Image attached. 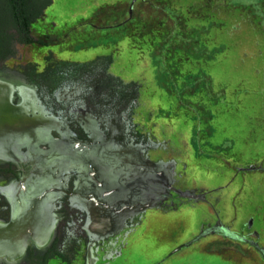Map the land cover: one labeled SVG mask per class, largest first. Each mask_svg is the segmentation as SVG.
I'll list each match as a JSON object with an SVG mask.
<instances>
[{
    "label": "rangeland",
    "instance_id": "rangeland-1",
    "mask_svg": "<svg viewBox=\"0 0 264 264\" xmlns=\"http://www.w3.org/2000/svg\"><path fill=\"white\" fill-rule=\"evenodd\" d=\"M33 32L44 45L17 44L0 70L35 88L47 115L49 92L46 105L26 72L51 55L65 68L52 92L60 115L71 108L72 119L116 128L149 160L173 164L172 185L208 193L197 201L166 192L165 203L140 211L158 209L150 229L100 254L115 249L111 264H264V0H53ZM107 54V71L137 94L98 121L80 98L98 89L75 80V69ZM219 220L230 234L205 233ZM82 255L68 264H85Z\"/></svg>",
    "mask_w": 264,
    "mask_h": 264
},
{
    "label": "flooded vegetation",
    "instance_id": "flooded-vegetation-1",
    "mask_svg": "<svg viewBox=\"0 0 264 264\" xmlns=\"http://www.w3.org/2000/svg\"><path fill=\"white\" fill-rule=\"evenodd\" d=\"M17 44L24 43L15 40L9 48L15 50ZM13 55L9 54L3 63ZM5 73L0 72V75L10 81ZM99 75L95 81L105 89L97 85V94L88 91L80 98L98 121H104L109 113L118 110L121 101L135 99L137 92H132L131 88L118 87L115 90L105 87L103 75ZM15 83L19 82L15 80ZM52 92H49L51 115L36 105L35 98V106L39 109L28 108V111L30 116L50 118L58 134L55 139L67 143V150L59 153L67 152V157L44 158L39 161L45 163H33L37 159L18 156L7 130H0V221L6 224L18 218L25 239L20 244L22 249L19 253L16 250L3 254L0 264H53L56 261L68 264L76 261L79 252L83 253L85 264H111L116 256L113 255V239L121 235L128 238L145 225L150 229L149 222L157 218L149 214L151 210H158L156 207L140 212L143 206L147 207L152 201L165 203L168 191L184 199L206 201L208 193L193 192L199 196L190 198L177 192L175 189L188 190L172 185L173 179L169 176L173 164L161 160L155 165L159 169H155L152 166L154 162L145 157V150L118 136L116 128L97 123L88 115L72 119L67 115L71 108L65 110L66 117L60 115L62 107L59 106L64 103L58 99V93ZM39 97L44 104L49 103L40 92ZM12 102L18 105L19 99L13 96ZM47 161L51 162L46 164ZM252 201L249 199L248 204ZM249 219L252 224L255 222ZM209 231H220L225 235L231 233L220 220L205 233ZM107 243L113 248L110 246L100 254ZM158 249L155 248L156 251ZM119 252L126 251L122 248Z\"/></svg>",
    "mask_w": 264,
    "mask_h": 264
},
{
    "label": "trees",
    "instance_id": "trees-1",
    "mask_svg": "<svg viewBox=\"0 0 264 264\" xmlns=\"http://www.w3.org/2000/svg\"><path fill=\"white\" fill-rule=\"evenodd\" d=\"M52 3L53 0H0V66L4 64L9 54H14L15 50L10 49L9 46L15 40L24 44L44 45V40L34 35L33 24L45 14ZM90 62H96L95 66L90 65ZM110 63H112L111 55H100L95 60L76 68L75 77L77 76L78 80L90 87H96L100 85L95 81L96 76H100L101 73L105 87L115 90L131 88L132 92H136V89L132 88L134 83L124 84L119 77L107 71ZM63 65L59 66L51 55H48L46 66L42 71L36 70L34 66L26 73L30 81L38 86L40 93L45 90L52 92L57 88L58 80L63 77L65 69Z\"/></svg>",
    "mask_w": 264,
    "mask_h": 264
},
{
    "label": "water",
    "instance_id": "water-1",
    "mask_svg": "<svg viewBox=\"0 0 264 264\" xmlns=\"http://www.w3.org/2000/svg\"><path fill=\"white\" fill-rule=\"evenodd\" d=\"M0 72H3L0 70ZM24 84L28 85L33 93V89L25 80ZM0 85L5 86L4 91H0V94L5 96L8 94V99L4 103L0 104V130L3 128L6 133L8 132V137L11 138V144H13V149L18 156H23L31 159H37V161H32L33 163H45L46 161H39L45 159H58L63 155L64 158L67 157V152L60 154V150H67V143L61 140L60 142L55 139L58 134L52 127V121L49 117L44 115H34L30 116L29 111L26 109L22 111L18 105L12 102L14 92H18L17 85L11 83V81L3 79L0 77ZM7 89V90H6ZM19 94V93H18ZM20 95V94H19ZM34 93V98L36 100ZM37 105V104H36ZM41 108V107H40ZM4 111V112H3ZM19 150V151H18ZM51 161H47L48 164ZM158 163H153L152 166L155 167ZM182 196L196 198L199 195L193 192L187 191L183 192L181 190L175 189ZM20 220L14 218L9 223H3L0 221V257L3 254L11 253L17 250V254L22 249L21 243L25 240L22 235ZM23 244V243H22Z\"/></svg>",
    "mask_w": 264,
    "mask_h": 264
},
{
    "label": "bare ground",
    "instance_id": "bare-ground-1",
    "mask_svg": "<svg viewBox=\"0 0 264 264\" xmlns=\"http://www.w3.org/2000/svg\"><path fill=\"white\" fill-rule=\"evenodd\" d=\"M16 75V74H15ZM14 74L10 75V81L12 84H16L15 83V80L18 81L19 83H17V90H19L20 92V95H21V100L23 101V105L19 106L22 111H24L25 109L28 111V108H31V109H36L39 107L35 106V101H34V94L33 92L25 87L22 83V81L18 78V76H15ZM1 78H3L1 75H0ZM20 77V76H19ZM3 79H6L5 77ZM5 86H2L0 85V91H4ZM7 90V89H6ZM8 94H6L5 96H3L2 94H0V104L4 103L6 99H8ZM4 112V111H3ZM4 257V256H3ZM6 262H9V261H6Z\"/></svg>",
    "mask_w": 264,
    "mask_h": 264
}]
</instances>
